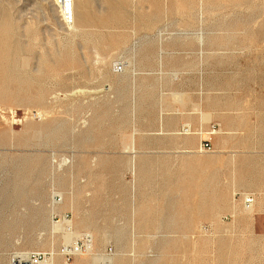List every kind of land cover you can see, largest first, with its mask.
<instances>
[{
	"label": "rangeland",
	"instance_id": "374dc122",
	"mask_svg": "<svg viewBox=\"0 0 264 264\" xmlns=\"http://www.w3.org/2000/svg\"><path fill=\"white\" fill-rule=\"evenodd\" d=\"M0 24V264L65 258L63 215L94 246L68 264H264V0H0Z\"/></svg>",
	"mask_w": 264,
	"mask_h": 264
},
{
	"label": "built area",
	"instance_id": "2783aa9c",
	"mask_svg": "<svg viewBox=\"0 0 264 264\" xmlns=\"http://www.w3.org/2000/svg\"><path fill=\"white\" fill-rule=\"evenodd\" d=\"M215 130H216V126H214L213 128V131ZM207 146H209V144L205 142L204 147ZM208 149H210V147ZM238 195L239 194H236V196ZM242 197H243L244 205L250 206L251 204L254 203V196L252 194H247ZM55 199L59 201L60 196L56 195ZM65 217L68 218V215H65ZM54 220L58 221L60 220V218L58 219L57 216H54ZM90 246H91V236L86 233H82V236L79 237L75 242L65 243L62 246L61 251L64 253L66 259L70 261L73 255L76 253H87L90 250ZM110 250L111 249H109V251ZM49 256L50 253H45L42 251H34V252H30L26 256V258H23L22 263L18 262L17 264H48Z\"/></svg>",
	"mask_w": 264,
	"mask_h": 264
},
{
	"label": "bare ground",
	"instance_id": "6f19581e",
	"mask_svg": "<svg viewBox=\"0 0 264 264\" xmlns=\"http://www.w3.org/2000/svg\"><path fill=\"white\" fill-rule=\"evenodd\" d=\"M80 10V9H79ZM78 11V10H77ZM81 11V10H80ZM85 13V12H84ZM101 13V12H100ZM86 14V13H85ZM82 16V15H81ZM83 16H85L84 14H83ZM5 23V22H4ZM6 27H7V25H5ZM0 27H1V30H2V26H1V24H0ZM3 31V30H2ZM5 31V30H4ZM8 31V30H7ZM6 32V31H5ZM5 34V33H4ZM3 34V35H4ZM3 35H1V36H3ZM6 35V34H5ZM3 38V37H2ZM4 38H6V36H4ZM3 38V39H4ZM7 39V38H6ZM5 39V40H6ZM1 41H4V40H1ZM9 41V40H8ZM1 43V42H0ZM8 43V42H7ZM3 43H1L0 45H2ZM4 46H7L6 44L4 45ZM8 46H9V44H8ZM11 47V46H10ZM2 48V47H1ZM12 48V47H11ZM6 49V48H5ZM5 49H3V50H5ZM7 49H8V47H7ZM10 51V50H9ZM17 51V50H16ZM4 52V51H3ZM8 52V51H7ZM5 54H7V53H5ZM9 54V53H8ZM7 54V55H8ZM11 57V56H10ZM7 58V57H6ZM3 59V58H2ZM8 59V58H7ZM5 64V63H4ZM5 65H7V63L5 64ZM190 118V117H189ZM190 126V125H189ZM191 127V126H190ZM189 129H191V128H189ZM133 143H134V141H133ZM187 143V142H186ZM134 147V146H133ZM123 149H125V148H123ZM131 149V148H130ZM134 149V148H133ZM131 151V150H130ZM134 151V150H133ZM182 151V150H181ZM131 155H132V153H131ZM131 155H130V157H131ZM136 156V155H135ZM137 158V157H136ZM132 159V158H131ZM134 160V159H133ZM131 163H132V161H131ZM130 164V163H129ZM130 167V166H129ZM132 167L133 166H131V168L130 169H132ZM36 171H38V170H36ZM39 174H40V172H39ZM38 174V175H39ZM23 188H25V187H23ZM36 190V189H35ZM26 193V192H25ZM37 193H39V192H37ZM52 193V192H51ZM237 194V193H236ZM236 194H235V196H236ZM249 194V193H248ZM25 195V194H24ZM57 195V194H56ZM55 194H54V202L55 203H59V202H61V200H62V198H61V196H60V200L58 201V200H56L55 199V196H56ZM61 195H62V193H61ZM245 195H247L246 193L245 194H243V196H245ZM53 198V197H52ZM254 202H255V199H254ZM54 203V204H55ZM64 204H65V202H64ZM244 205V204H243ZM253 205H254V203L253 204H251L250 206H246V205H244L246 208L247 207H251V209L249 210L250 211V213L254 210L253 209ZM58 206V205H57ZM66 207V206H65ZM63 209V208H62ZM136 213V212H135ZM234 214V213H233ZM226 217V216H225ZM134 219V218H133ZM72 220L71 219H67L66 217H65V215H63L62 216V218L60 219V220H58V221H55L54 220V216H53V223H54V226H56V227H58V226H60L61 227V224L62 223H64V226H63V230H64V238L66 239V240H69L70 238H79V237H81L82 235H77L76 236V234H74V229H73V227H72V222H71ZM136 221V220H135ZM136 224V223H135ZM80 225V224H79ZM51 229V228H50ZM76 231V230H75ZM48 235H49V233H48ZM51 235V234H50ZM89 235V234H88ZM47 239V238H46ZM76 241V240H75ZM74 241V242H75ZM42 242H44V241H42ZM46 242V241H45ZM71 243H73L72 241H70ZM66 243H69V242H66ZM48 244V243H47ZM108 251V249L106 250V255H111L112 254V252H110V253H108L107 252ZM61 255H63V257H65V255H64V253L61 251ZM90 254L91 255H94V246H93V239H92V237H91V246H90V250L87 252V253H76V254H74L73 256H75V255H84V256H86V255H89L90 256ZM81 256V257H82ZM66 258V257H65ZM65 258H62V257H59V256H53V254H52V257H50L49 256V261H48V264H68L67 262H66V260L67 259H65ZM86 258V257H85ZM87 259V258H86ZM85 259V260H86ZM88 260V259H87ZM68 261V260H67ZM76 262H77V264H80V262H81V259H77L76 260ZM83 263H84V260H83Z\"/></svg>",
	"mask_w": 264,
	"mask_h": 264
},
{
	"label": "crops",
	"instance_id": "0c3cea01",
	"mask_svg": "<svg viewBox=\"0 0 264 264\" xmlns=\"http://www.w3.org/2000/svg\"><path fill=\"white\" fill-rule=\"evenodd\" d=\"M235 149V148H234ZM264 174V164H258L254 167L253 171H252V184L249 186H244L243 184H240L238 187L241 189H245V188H251L254 191L256 190H260L262 189V184L264 183L263 180H260V175ZM241 195V193H238ZM254 197L256 194L251 193ZM256 198V197H255ZM255 209H256V213L258 214H263L264 213V209L259 210L258 208L262 207L264 208V199H260V197H258V201H255Z\"/></svg>",
	"mask_w": 264,
	"mask_h": 264
}]
</instances>
